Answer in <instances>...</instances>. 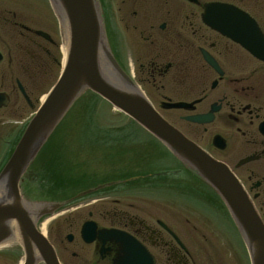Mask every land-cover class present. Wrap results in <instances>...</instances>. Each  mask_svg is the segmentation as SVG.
I'll return each mask as SVG.
<instances>
[{
	"label": "flooded vegetation",
	"instance_id": "flooded-vegetation-1",
	"mask_svg": "<svg viewBox=\"0 0 264 264\" xmlns=\"http://www.w3.org/2000/svg\"><path fill=\"white\" fill-rule=\"evenodd\" d=\"M263 1L101 0V4L119 62L154 99L193 103L191 110L171 111L184 113L180 120L188 128L186 134L199 143L211 134L206 142L215 158L241 180L264 223V63L204 20L207 5L226 3L254 18L264 33L248 6L263 9ZM56 35L58 27L46 0H0V131H6L0 137L5 146L13 142L14 124H24L46 80L59 69ZM205 55L218 69L205 61ZM212 109L210 124L183 119ZM15 117L20 121L13 122ZM175 189V194L163 196L172 204H159L153 195L144 198L151 200L149 205L129 202L120 192L93 193L76 201L63 218L64 228L53 236L61 263L253 264L250 249L223 208L208 199L202 203L199 188ZM201 206L206 215L216 212L222 218H211L216 222L209 225L196 222ZM103 229L130 237L100 236ZM85 231L90 242L83 238ZM137 243L149 257H142Z\"/></svg>",
	"mask_w": 264,
	"mask_h": 264
},
{
	"label": "water",
	"instance_id": "water-1",
	"mask_svg": "<svg viewBox=\"0 0 264 264\" xmlns=\"http://www.w3.org/2000/svg\"><path fill=\"white\" fill-rule=\"evenodd\" d=\"M51 2L65 28L67 60L58 82L0 173V246L19 243L25 254L24 264H60L54 247L38 230L37 223L61 204L29 202L20 186L30 164L63 117L83 92L91 90L153 135L219 193L247 241L254 245L255 264H264V225L242 185L226 165L170 125L123 71L109 47L99 1ZM208 11L213 27L264 61V37L253 20L226 5H211ZM165 107L187 108L188 105L177 103ZM187 119L201 124L211 121L205 116ZM139 249L142 257H148L143 247Z\"/></svg>",
	"mask_w": 264,
	"mask_h": 264
},
{
	"label": "rangeland",
	"instance_id": "rangeland-1",
	"mask_svg": "<svg viewBox=\"0 0 264 264\" xmlns=\"http://www.w3.org/2000/svg\"><path fill=\"white\" fill-rule=\"evenodd\" d=\"M244 5L247 4L244 3ZM248 6H251L252 12L264 27V8L257 9L249 3ZM56 76L54 74L52 78L46 80V85L40 90L39 94L47 92L56 81ZM97 100L95 97L87 95L69 115L63 126L59 128L44 153L46 157L49 156L48 164L52 165L51 168L54 170L55 177H59L60 180L67 181V183L70 182L69 186H71L70 184L72 186L68 187L67 190L59 191L51 189L46 183H37L34 180L31 181V184L30 182L27 183V188H29L35 197H42L43 199L68 197L66 195L74 192V187L76 190L89 189L116 178V176L122 174L120 173L122 172L121 170L129 169L132 171L138 170V172L145 170L155 172L173 171L177 173L176 178L179 179L184 188H198L199 185L192 180V177L190 178L189 175L181 174L184 170L181 169L175 159L169 156V153L165 149L159 146L161 150L156 149V145L152 144L150 138L147 137L148 135H144L137 129L133 122L110 109V107L106 106V103L105 105L102 102L99 103ZM32 113L33 110H29L28 116ZM165 115L180 128L184 130L188 129L186 124L179 121L181 113L173 114L165 112ZM209 135H206L205 141H200V143L215 154L210 142H206L209 141ZM121 150L125 152H121ZM45 161V157L39 160L38 165L31 171L30 179L37 178L36 174L46 167ZM160 178H162V175H160ZM162 190L165 191L166 189L152 187L151 193ZM158 195H156L157 203L172 204V202H168L163 196ZM128 196L126 198L130 199L129 202H143V204L148 203L147 205H149L151 201L144 198L137 199L134 195H130L133 196L132 198ZM126 198L120 199H122V202H127ZM173 205L182 207L178 203ZM220 208L222 209V206ZM197 210L198 214H195V220L201 224L209 225L212 224V221L216 222V220H212L215 216L222 218L220 213L214 211L215 216L211 213H209V216L208 214L206 215L205 212L207 211L202 206L197 208ZM63 218L60 217L47 225L46 233L47 231H54L52 232L53 235L58 229H63ZM169 218L172 219V216H169ZM55 225L56 231L55 229L53 230ZM65 234L66 232L62 236ZM22 256V250L19 247L5 248L0 251V264H20Z\"/></svg>",
	"mask_w": 264,
	"mask_h": 264
},
{
	"label": "trees",
	"instance_id": "trees-1",
	"mask_svg": "<svg viewBox=\"0 0 264 264\" xmlns=\"http://www.w3.org/2000/svg\"><path fill=\"white\" fill-rule=\"evenodd\" d=\"M39 179L41 182L46 183L47 185L53 184L54 189H64L65 188L64 184H60L54 181L51 177L46 176L45 174L40 175Z\"/></svg>",
	"mask_w": 264,
	"mask_h": 264
},
{
	"label": "bare ground",
	"instance_id": "bare-ground-1",
	"mask_svg": "<svg viewBox=\"0 0 264 264\" xmlns=\"http://www.w3.org/2000/svg\"><path fill=\"white\" fill-rule=\"evenodd\" d=\"M49 221H46V223L43 225V232L46 230V224L48 223Z\"/></svg>",
	"mask_w": 264,
	"mask_h": 264
}]
</instances>
